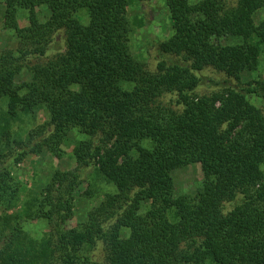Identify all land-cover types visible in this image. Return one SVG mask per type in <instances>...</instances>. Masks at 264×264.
Wrapping results in <instances>:
<instances>
[{
	"label": "trees",
	"instance_id": "obj_1",
	"mask_svg": "<svg viewBox=\"0 0 264 264\" xmlns=\"http://www.w3.org/2000/svg\"><path fill=\"white\" fill-rule=\"evenodd\" d=\"M5 1L8 18L23 7L33 26L15 27L18 47L0 51V206L19 197L11 156L18 163L40 143L60 157L75 127L88 139L76 167L56 170L31 200L27 217L49 225L42 239L0 215V264H264V82L242 80L264 45V20L254 18L264 0H165L173 33L160 48L171 58L154 70L131 50L130 0ZM37 6L50 9L46 21ZM81 9L89 22L78 30ZM60 32L64 51L47 56ZM25 67L30 79L19 82ZM207 68L226 79L200 94ZM40 110L48 121L26 140L12 135L9 119ZM196 163V193L176 194L173 172ZM91 167L115 189L69 228Z\"/></svg>",
	"mask_w": 264,
	"mask_h": 264
},
{
	"label": "rangeland",
	"instance_id": "obj_2",
	"mask_svg": "<svg viewBox=\"0 0 264 264\" xmlns=\"http://www.w3.org/2000/svg\"><path fill=\"white\" fill-rule=\"evenodd\" d=\"M193 2L197 0H192ZM7 4L5 0H0V51L7 49H16L19 45L18 36L15 27H32L33 22L29 9L16 7L14 18H8ZM36 16L38 22H44L50 17V9L47 6H37ZM128 17L131 22L130 46L132 52L140 58L150 70L156 69L158 61L163 58H171L170 55L163 53L160 45L173 33V21L170 12L166 6L165 0H130L127 9ZM76 28L79 30L89 22V15L85 9L78 10L76 15ZM255 21L259 24L264 20V8L256 12ZM52 48L49 49L47 56H53L58 52L64 51L65 34L60 32ZM224 43H241V38L226 37L222 40ZM50 44V47H51ZM46 60L47 57H41ZM31 60L35 62L36 57ZM202 85L198 92L200 94L219 89V83L226 79L225 74L212 68H207L202 72ZM30 79V72L27 67L19 75L17 81ZM244 82L260 80L264 82V45L259 56L258 66L255 70H246L242 72ZM250 99L262 106V100L250 95ZM3 99L4 109L0 111V140L2 129L7 123L4 111L7 109ZM49 120L48 112L45 110L35 111L33 113L21 112L15 119H9V125L13 136L26 140L29 131L38 125L44 124ZM88 139V136L81 133L77 127L72 128L66 140L61 144V156L51 152L46 146L38 143L25 155L20 162L14 160V156L7 161V167L19 184V197L16 205L7 210L0 206V215L10 217L11 222H20L27 233L37 239H42L49 231V225L42 219L27 217L29 207H32V198L40 196V193L56 170H70L77 165L75 148L81 140ZM22 151L17 145H14V153ZM124 163L123 159L121 160ZM176 194L185 192L196 193L199 184L203 179L201 164H191L173 172ZM114 186L97 171L96 167H91L85 171L84 181L80 185L75 196L74 215L67 222L69 228L81 226L88 220V213L95 206H98L104 199L107 192L114 191ZM8 215V216H6ZM125 233H123L124 235ZM90 248L86 249V253ZM102 246H98L93 251V257L97 260L103 258Z\"/></svg>",
	"mask_w": 264,
	"mask_h": 264
}]
</instances>
